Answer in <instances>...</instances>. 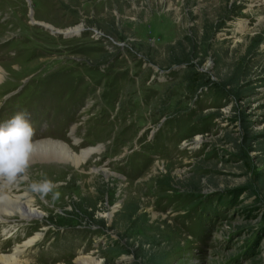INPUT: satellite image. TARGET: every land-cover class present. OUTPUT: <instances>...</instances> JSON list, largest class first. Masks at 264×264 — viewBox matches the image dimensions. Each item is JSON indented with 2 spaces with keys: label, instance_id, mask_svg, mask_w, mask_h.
Here are the masks:
<instances>
[{
  "label": "rangeland",
  "instance_id": "obj_1",
  "mask_svg": "<svg viewBox=\"0 0 264 264\" xmlns=\"http://www.w3.org/2000/svg\"><path fill=\"white\" fill-rule=\"evenodd\" d=\"M263 70L264 0H0L2 119L48 99L34 144L94 150H33L43 223L0 226V255L39 233L31 264H264Z\"/></svg>",
  "mask_w": 264,
  "mask_h": 264
},
{
  "label": "bare ground",
  "instance_id": "obj_2",
  "mask_svg": "<svg viewBox=\"0 0 264 264\" xmlns=\"http://www.w3.org/2000/svg\"><path fill=\"white\" fill-rule=\"evenodd\" d=\"M77 31V30H75ZM201 137H197L195 140V143H200ZM44 149L47 153L52 154L54 150L63 152V158L56 154L51 156H43L42 159H48V161H52L54 163H63V164H71V166L76 169L81 167L84 163H86V160L88 157L94 152V150H87L81 153V156L75 155L68 148H66L63 145H56L52 142H42L34 144V149ZM53 166H43L40 169L41 171L47 172H58L59 169L55 167V164H51ZM39 167V166H38ZM70 167V166H69ZM60 168V167H59ZM103 173L106 175V171H103ZM48 174V172L46 173ZM63 173L60 172L56 177H53L52 181H54L55 178H58ZM47 178V176H44ZM47 179H50L48 177ZM21 185H11L9 187L4 188L7 193L3 195L5 198L3 200H0V226H3V228H8L10 233L17 232L18 227L14 224L15 220L22 221V222H31L33 220H38L39 222L43 223V219L41 218L42 212L39 211L37 208V202L36 199L33 198V196L27 194L26 192L18 195V192H20ZM22 191V190H21ZM42 230H45L42 228ZM11 235V234H10ZM9 235V236H10ZM41 237V234L37 233L34 236H31L30 238L26 239L23 243H18L13 248V251L10 256H3L0 255V264H31L29 262L24 261V258L26 256L27 251L34 246V244L39 242V238ZM77 264H100L99 261H96L93 258H85V257H79Z\"/></svg>",
  "mask_w": 264,
  "mask_h": 264
},
{
  "label": "clouds",
  "instance_id": "obj_3",
  "mask_svg": "<svg viewBox=\"0 0 264 264\" xmlns=\"http://www.w3.org/2000/svg\"><path fill=\"white\" fill-rule=\"evenodd\" d=\"M34 136L35 129L23 112H17L0 124V200L5 198L2 194L4 188L14 185L20 179H28ZM56 187L52 180L44 178L32 181L29 191L39 195L41 199L52 194L55 200L60 196L58 191H54Z\"/></svg>",
  "mask_w": 264,
  "mask_h": 264
},
{
  "label": "trees",
  "instance_id": "obj_4",
  "mask_svg": "<svg viewBox=\"0 0 264 264\" xmlns=\"http://www.w3.org/2000/svg\"><path fill=\"white\" fill-rule=\"evenodd\" d=\"M257 47H258V44L255 43V47H254V48L256 49ZM263 72H264V70H263ZM227 84L232 85V83H230V82H228V81H227Z\"/></svg>",
  "mask_w": 264,
  "mask_h": 264
}]
</instances>
